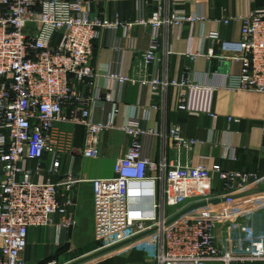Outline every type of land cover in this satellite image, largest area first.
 I'll list each match as a JSON object with an SVG mask.
<instances>
[{
  "label": "built area",
  "instance_id": "1",
  "mask_svg": "<svg viewBox=\"0 0 264 264\" xmlns=\"http://www.w3.org/2000/svg\"><path fill=\"white\" fill-rule=\"evenodd\" d=\"M204 19L174 13L163 21L157 12L140 22L151 31L149 50L142 56L144 64L155 60L162 25L180 27ZM241 21L240 38L221 42L219 59L239 65L237 73L225 75L224 88L264 94V5ZM119 27V23L91 17L81 1L0 0V264H27L24 252L30 229L68 231L74 224L73 214L68 213L74 206L73 189L79 190L82 184L92 189L94 238L104 251L144 242L150 247L153 264H264V233L250 226L224 225L226 245H219L216 224L225 215L219 207L197 208L174 219L187 207L207 201L199 186L210 182L213 173L228 195L251 190L261 179L244 172H224L216 166L172 165L165 159L158 166L144 155L143 148V139L157 134L142 130L136 119L127 118L120 127L130 143L126 154L114 163V177L85 181L62 173V159L71 151L72 135L59 125L85 129L80 154L84 159H95L101 132L116 128L114 107L105 122L91 120V103L101 101V93L86 97L77 88L92 89L94 42L103 30ZM207 38L220 39L217 31L209 32ZM108 77L119 84L130 80L117 74ZM140 85L153 94L173 88L179 110L210 115L208 100L215 90L211 86L187 77L179 81L154 77ZM68 106L72 110L66 113ZM169 141L176 150L186 151L197 143L184 139L178 128L169 131ZM27 162L36 165L29 168ZM144 182L160 184V203L152 196L147 215L129 205L131 185ZM165 208H175V212L165 216ZM56 216H61L59 224L54 221Z\"/></svg>",
  "mask_w": 264,
  "mask_h": 264
},
{
  "label": "crops",
  "instance_id": "2",
  "mask_svg": "<svg viewBox=\"0 0 264 264\" xmlns=\"http://www.w3.org/2000/svg\"><path fill=\"white\" fill-rule=\"evenodd\" d=\"M71 1H81L91 17H101L119 23L122 27L114 31L100 32L99 38L94 42L90 62L94 74L92 89L89 91L84 85L77 88L80 94L86 97L94 95L95 91L101 93L103 99L91 103V120L94 123L105 122L114 107L117 110L116 128L101 132L98 156L95 159H84L80 154L84 145L85 129L78 125H59L58 128L72 135L71 151L63 156L61 163L63 174H71L85 181L114 177V163L126 154L130 143V139L120 127L127 118H130L138 120L142 130L157 134L153 138H144L143 148L144 155L151 157L158 166L163 159L172 165L178 162L192 166L198 164L216 166L224 172H244L258 176L261 183L251 190L264 187V94L230 91L224 88L225 75L237 73L239 65L219 59L221 42L238 40L242 26L241 18L264 5V1ZM157 12L163 21L169 20L174 13L205 19L197 24L183 23L180 27L173 24L162 25L155 60L146 66L142 56L149 50L151 31L140 22H146ZM224 21L228 23L224 24ZM212 31L219 33L218 41L207 38V34ZM55 39L57 44L58 36ZM210 53L212 56H209ZM110 74H117L130 80L119 84L108 77ZM154 77L161 81H179L187 77L197 84L215 88L208 100L210 115H192L179 110L177 92L173 88L160 89L153 94L148 87L140 85L141 82L152 80ZM105 96L109 99L106 100ZM71 110L72 107L68 106L66 113ZM229 119L238 122H231ZM174 128L179 129L184 139L197 142L190 151L176 150L170 146L169 131ZM26 165L34 168L36 163L27 162ZM57 179L52 178V181ZM86 185L82 184L79 190L73 189L74 206L68 209V213L73 214L74 224L70 230L59 231L51 227L29 230L28 244L24 252L26 263L153 264L150 260L152 255L150 247L144 242L128 243L107 252L101 249L100 243L94 238L93 210L89 237L92 239L93 234L95 244L89 245L90 249L84 251L82 248L80 253L75 254L78 248L76 240L83 237L82 227L79 228L83 220L79 203L84 189L82 187ZM199 189L204 190L203 198L207 201L237 195L226 194L222 190L217 174L214 173L211 175V181L201 184ZM159 194V184L154 186L149 182L132 184L129 191L130 209L139 210L143 215H147L151 211L152 196L160 203ZM207 206L219 207L225 213L223 219L216 224L217 241L221 246L226 245L224 225L230 222L250 226L255 232L264 233V193ZM167 209L171 208H165L166 213ZM174 212L175 210L171 214ZM190 214L191 212L187 215ZM54 221L59 224L61 216H56Z\"/></svg>",
  "mask_w": 264,
  "mask_h": 264
},
{
  "label": "rangeland",
  "instance_id": "3",
  "mask_svg": "<svg viewBox=\"0 0 264 264\" xmlns=\"http://www.w3.org/2000/svg\"><path fill=\"white\" fill-rule=\"evenodd\" d=\"M160 186V184H159ZM84 188V189H83ZM83 191H82V195H81V202L79 203V208L81 207V214L83 216V220L80 223V227L81 228V232L83 233L82 236L79 239L76 240L77 242V251L75 254H78L82 251V248L84 251L88 250L91 248V246H94V238H93V234H92V239H90L89 234H90V226H91V216H92V198H91V189H90V185L87 184L86 186L82 187ZM168 213H166L165 211V216H169V214L172 213L174 209H167ZM71 229V228H70ZM69 229V230H70ZM80 231V229H79ZM91 245V246H89Z\"/></svg>",
  "mask_w": 264,
  "mask_h": 264
},
{
  "label": "water",
  "instance_id": "4",
  "mask_svg": "<svg viewBox=\"0 0 264 264\" xmlns=\"http://www.w3.org/2000/svg\"><path fill=\"white\" fill-rule=\"evenodd\" d=\"M264 193V187L263 188H257L251 191H247L244 193H239L237 195L234 196H230V197H223V198H216L213 200H209L207 202H201L198 204H194L192 206L187 207L186 209L182 210L180 213H178L174 219H178L180 217H183L185 215H187L188 213L192 212L193 210L197 209V208H203L206 207L207 205H218L220 203H225V202H229V201H233V200H237V199H241L244 197H251V196H255V195H259V194H263ZM109 250H105V252H107Z\"/></svg>",
  "mask_w": 264,
  "mask_h": 264
}]
</instances>
